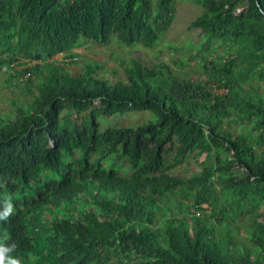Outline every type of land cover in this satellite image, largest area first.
<instances>
[{"label":"trees","instance_id":"trees-1","mask_svg":"<svg viewBox=\"0 0 264 264\" xmlns=\"http://www.w3.org/2000/svg\"><path fill=\"white\" fill-rule=\"evenodd\" d=\"M172 2L0 0V66L41 61L16 70L39 76L32 99L0 114V240L23 264H264V0H197L204 80L164 61L70 69L83 40L154 46ZM135 111L155 120L100 129Z\"/></svg>","mask_w":264,"mask_h":264},{"label":"rangeland","instance_id":"rangeland-1","mask_svg":"<svg viewBox=\"0 0 264 264\" xmlns=\"http://www.w3.org/2000/svg\"><path fill=\"white\" fill-rule=\"evenodd\" d=\"M156 0H151L152 6ZM172 8L174 10L170 23L163 32L160 41L152 47H144L141 43L123 44L117 41L116 36L111 34L107 43H100L93 40H83V44L73 49L75 52L76 63L70 68L71 70L80 71L84 64H93V61L99 62V73L106 80H115L123 72V62H128L130 59H137L145 65L152 66L154 63L164 61L168 66L174 68L186 76L204 80L206 77L205 71L201 68L199 61L201 55H207L202 49V31L199 28L191 27L190 23L201 15L202 7L197 0H173ZM246 9V5L237 7L235 10L242 12ZM2 45H0L1 49ZM223 48L219 49L221 53ZM58 55V54H56ZM62 55V54H60ZM58 55V57L60 56ZM1 57L2 55L0 53ZM15 60H9L3 66H0V114L14 116L16 107L26 105L32 99V96L26 89H23L22 81L26 80L23 73H19L16 77L12 74V67L18 65L21 60L26 59L21 56L20 59L14 56ZM34 62H31V65ZM34 65V64H33ZM16 69L18 67L16 66ZM113 71H116L114 75ZM33 74V73H32ZM28 76V74H25ZM38 75V74H37ZM36 75H31L28 78L32 79V85L38 82ZM252 84L259 88H264V81L253 80ZM212 91L224 93L225 90L216 86L209 85ZM34 92V89H33ZM149 114V115H148ZM150 116V117H149ZM155 120V117L150 112L142 113L141 111L129 112L126 115H115L106 118H99L98 122L100 129L109 125L118 126H136L147 119ZM148 119V120H149ZM251 127V125H249ZM203 155L200 156L202 159ZM199 169L195 164H187L178 167L175 174L188 176L189 174Z\"/></svg>","mask_w":264,"mask_h":264},{"label":"clouds","instance_id":"clouds-1","mask_svg":"<svg viewBox=\"0 0 264 264\" xmlns=\"http://www.w3.org/2000/svg\"><path fill=\"white\" fill-rule=\"evenodd\" d=\"M60 54H58L60 56L57 59L63 56V53H60ZM56 56L57 55H55L52 59H54ZM20 58L21 57H18V59ZM31 62H34L33 64L41 63V61L39 60L29 61V60L23 59L20 61L18 65H14V67L10 66L14 69L12 72L15 74V77H16V70L24 69L26 67L31 66ZM16 66L18 67V69H16ZM25 74H28V76H26ZM31 74L32 72L27 70V72H25L23 76L24 78H28L31 76ZM13 214H14V206L11 203V198L6 197L4 199L3 211H0V220H3L6 222L10 218V216ZM7 239L8 237L5 236L4 239L0 240V264H23V260L20 257L11 255V253H13L16 250L17 244L15 242L8 244L5 242Z\"/></svg>","mask_w":264,"mask_h":264},{"label":"crops","instance_id":"crops-1","mask_svg":"<svg viewBox=\"0 0 264 264\" xmlns=\"http://www.w3.org/2000/svg\"><path fill=\"white\" fill-rule=\"evenodd\" d=\"M55 58H58V55Z\"/></svg>","mask_w":264,"mask_h":264}]
</instances>
